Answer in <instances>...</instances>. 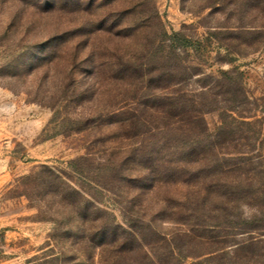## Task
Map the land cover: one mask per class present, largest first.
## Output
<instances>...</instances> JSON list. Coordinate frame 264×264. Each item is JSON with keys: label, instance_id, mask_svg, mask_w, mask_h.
Returning a JSON list of instances; mask_svg holds the SVG:
<instances>
[{"label": "rangeland", "instance_id": "374dc122", "mask_svg": "<svg viewBox=\"0 0 264 264\" xmlns=\"http://www.w3.org/2000/svg\"><path fill=\"white\" fill-rule=\"evenodd\" d=\"M136 1L141 8L131 23L142 27V32L128 28L120 34L116 29L128 20L114 31L98 23L99 15L93 9L100 15L111 12L104 3L88 6L83 14L70 0L50 6L36 0L0 4V264H54V257L62 252L67 264L117 263L113 260L116 249L90 241L89 230L82 238L56 232L54 219L68 209L63 202L64 185L52 181L53 172L72 178L76 187L81 185L91 193L120 223L125 215L150 217L161 212L154 223L156 235H146L147 241L157 243L126 254L131 264H148L147 253L161 264H264L260 254L264 229L247 228L251 227L248 218L254 215L261 217L259 224L264 223L256 202L242 204L231 220L215 217L217 213L205 205L202 217L186 222L181 218L184 213L170 216L172 208L160 210L165 204L182 207L186 186L174 194L162 187L140 195L124 180L132 165L125 164L127 172L119 173L123 178L119 174L111 178L110 170L104 168L107 159L121 162L128 157V151L146 137L143 131L156 124L155 119L151 124L144 121L139 134L133 127H117L122 119L118 114L123 112L149 119L141 112L152 90L111 71L108 63L121 58L150 65L145 53L165 30L168 37L177 32L195 45L179 51L181 59L191 65L184 82L190 93L212 87L223 72L238 79L246 95L239 110L255 122L256 130L252 145L245 150L253 149V163L264 170V0ZM124 6H132V1ZM146 14L153 17L145 20ZM72 28H77L73 40L43 50L54 35L67 38ZM91 61L95 63L92 67ZM198 98L200 108L210 109L204 118L214 131L222 110H213L210 99L204 107L208 99ZM153 136L161 138L160 134ZM166 138L173 140L172 135ZM85 155L91 161L80 160L77 166L84 172H75L70 161ZM261 181L264 184V172ZM177 193L182 197H174ZM260 203L264 204V197ZM218 221L221 225L211 228ZM250 237L261 241L252 251L240 249Z\"/></svg>", "mask_w": 264, "mask_h": 264}, {"label": "trees", "instance_id": "16d2710c", "mask_svg": "<svg viewBox=\"0 0 264 264\" xmlns=\"http://www.w3.org/2000/svg\"><path fill=\"white\" fill-rule=\"evenodd\" d=\"M6 1L8 0H0V4ZM17 1L28 3L32 0ZM55 1L59 0H36L41 6H50ZM130 1H132V6H124V2ZM70 2L73 7L78 6L79 14H83L82 11L85 12L88 6L96 7L104 3V6L111 9V12L100 15L96 13V9H93L94 14L99 15L98 23L103 25L104 30L107 28L109 31H114L116 26H123L121 23L123 20H128L127 25L116 29L118 34L121 30L128 28H130L129 32H142V27L131 23L132 19L138 18V8H141V4L136 0H90L85 3H81L80 0H70ZM152 5L154 8V4ZM153 8L151 11L154 10ZM154 13L158 17L156 10ZM144 16L145 20L153 17L152 14ZM89 18L92 21L95 20L94 17L89 16ZM77 28L70 29L67 38L54 35L47 41L48 45H45L43 50L56 49L63 45L66 39L69 43L76 37L75 29L77 31ZM193 46H195L193 42L179 33L174 32L168 37V33L163 30L160 38L155 39L150 45V52L145 53L144 57L152 61L150 65H144L145 61L144 63L143 61L131 63L121 58L119 61L113 60L108 63L111 71L116 70L122 73L123 77L152 90L148 94L150 99L145 102L141 112V114L150 116L149 119L143 115L127 116L123 112L118 114L122 119L117 127L119 129L133 127L137 133L146 120L151 124V120L155 119L156 124L143 131V136L146 135V137L141 139L138 147L135 146L128 151L130 154L124 158L125 160L119 162L115 161L116 159H107L104 168L110 170L111 178H114L119 173H123V169L127 172L125 164L132 165L133 173H130V169L124 180L129 182L130 186L135 187L140 195L162 187H166L169 193L174 194L177 188L186 186L185 197L187 196V199L182 198V207L177 203L173 206L165 204V207L160 208L164 212L172 208L170 216L180 212L184 213L181 218H184L182 220L186 222L193 217H202L200 213L206 208L205 205H207V210L217 213L215 217L222 216L226 220H231L233 211L240 208L242 204L256 202V210L263 216L264 204L260 203V200L264 197V184L260 182V179L264 170L253 163L251 156L253 149L245 150L246 146L252 145L255 139L252 133L256 130L253 128L255 122L249 120L248 115H242L239 110L246 102L242 85L238 79L223 72L221 78L217 79L212 87L202 89L198 93H190L184 87V82L191 65L186 63L185 59H181L179 51L181 48L187 49ZM40 56L41 59L44 58ZM90 64L92 67L95 63L91 61ZM198 97L208 99L207 103H203L202 106H207L211 100L212 104H215L213 110H222L221 121L214 131L209 129L204 118V113L210 109L204 111V108H200L201 103ZM220 101L222 105H218ZM136 133L134 135L139 134ZM148 133L151 135L147 136ZM155 134H160L161 138L153 136ZM166 135H172L173 140H168ZM80 160H87L88 163L91 161L88 155L70 161V165L77 173L84 172L77 166ZM56 180L64 185L63 202L68 209V211L59 213L54 219L56 232L58 231L60 235L79 237L89 230L90 241L100 247L116 249L113 256L116 264H131L126 261V254L132 253L136 248L151 246L150 244L154 247L157 243L147 241V236L156 235L154 223L161 215L160 211L150 217L139 214L125 215L123 223H120L113 213L98 204L91 193L81 185L76 187L72 178L68 176L64 178L62 174L53 172L52 181ZM93 182L109 189L103 183L95 180ZM170 186L171 189H169ZM178 195L180 194L177 193L174 197L179 198ZM248 220L251 227L247 228L264 229V223L263 225L258 223V220L262 221L261 217L254 215V218H248ZM220 225L218 221L212 224L211 228L214 229ZM230 227H234L232 222ZM260 241L261 239L250 237L240 249H251L252 251L253 246ZM239 251V249L235 250L236 254ZM168 253L173 254L172 248H169ZM260 254L264 255V251ZM60 255L54 257V264H67L65 254L62 252ZM146 257L148 264H161L149 253ZM73 262V264L79 263ZM91 262L94 264V261Z\"/></svg>", "mask_w": 264, "mask_h": 264}]
</instances>
